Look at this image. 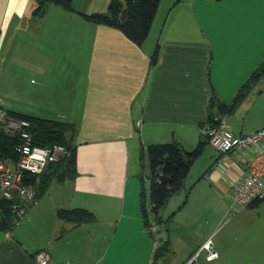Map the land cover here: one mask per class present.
Segmentation results:
<instances>
[{
  "label": "crops",
  "instance_id": "1",
  "mask_svg": "<svg viewBox=\"0 0 264 264\" xmlns=\"http://www.w3.org/2000/svg\"><path fill=\"white\" fill-rule=\"evenodd\" d=\"M71 1L75 11L50 4L35 17L34 0H0V107L77 126V175L51 182L13 229L0 233V264H39L38 251L47 254V264H152L165 240L169 251H180L170 264H183L212 228H196L179 250L162 225L178 214L181 225L191 224L184 217L197 184L206 188L197 199L207 208L208 225L214 194L229 198L253 152L221 153L205 144L196 160L206 158V166L188 187L185 179V204L165 216L160 210L163 220L175 213L149 234L138 201L139 151L172 139L186 149L196 145L212 95L230 103L264 59V0H167L161 13L160 0L141 45L78 13L103 12L110 0ZM222 117L236 134L264 126V79ZM74 207L93 212L95 220L73 224L57 217L58 208ZM260 221L247 216L232 224L228 245L213 241L211 260L201 248L196 264H264Z\"/></svg>",
  "mask_w": 264,
  "mask_h": 264
},
{
  "label": "trees",
  "instance_id": "2",
  "mask_svg": "<svg viewBox=\"0 0 264 264\" xmlns=\"http://www.w3.org/2000/svg\"><path fill=\"white\" fill-rule=\"evenodd\" d=\"M34 1L36 4L32 10V16L35 17L43 16L50 4L58 5L68 11H75L71 0ZM159 2L160 0H110L103 12L78 13L90 22L104 24L120 30L128 39L141 45L149 33ZM157 57L158 44H156L150 55L151 65L156 64ZM261 79H264V59L258 63L230 103L227 104L214 94L212 95L208 105V118L205 123L215 124L219 117L232 112ZM6 112L29 121L26 129L30 133L34 144L48 146L59 143L65 147L66 153L64 156L59 161L50 164L41 175L37 184L38 197L46 191L51 182L61 183L67 179H73L77 175L76 145L74 143L77 131L76 124L64 120L40 118L13 110H7ZM205 123L201 124V127ZM22 142L23 139L18 134L9 135L0 130V159L17 161L20 154L16 147ZM207 143V136L201 133L196 145L191 149L184 148L175 139L141 146L138 155L140 167L138 201L143 225L148 229L149 234H151L149 228L153 224L166 222L175 213V211L171 212L163 220L160 210L170 197L185 189V179L190 167L202 153ZM147 170L148 173H146ZM31 180L34 182V176H31ZM184 193V199L177 209L185 204L189 189H186ZM261 201H264V199H255L247 207L257 206ZM11 205L12 201L0 197V233L11 231L15 226L16 216ZM56 215L59 219L73 224L93 222L96 218L93 212L82 207L58 208ZM168 253L169 242L165 240L156 247L152 264H157Z\"/></svg>",
  "mask_w": 264,
  "mask_h": 264
},
{
  "label": "built area",
  "instance_id": "3",
  "mask_svg": "<svg viewBox=\"0 0 264 264\" xmlns=\"http://www.w3.org/2000/svg\"><path fill=\"white\" fill-rule=\"evenodd\" d=\"M29 121L12 116L0 107V130L6 134H18L23 142L17 146L20 157L17 161L0 159V197L12 201V211L16 220L22 218L27 210L38 200L37 184L46 168L59 161L66 153L59 143L48 146L36 145L27 131ZM202 134L218 152L250 149L253 153L244 159L242 178L230 190L232 203L247 206L255 199H264V126L244 134H236L224 117L215 124L205 123ZM34 176V182L31 180ZM201 248L206 250V258L217 257L210 239ZM200 248V249H201ZM200 249L196 250L183 264H196ZM39 264H47L48 256L44 251L34 254ZM63 264H71L69 262Z\"/></svg>",
  "mask_w": 264,
  "mask_h": 264
},
{
  "label": "rangeland",
  "instance_id": "4",
  "mask_svg": "<svg viewBox=\"0 0 264 264\" xmlns=\"http://www.w3.org/2000/svg\"><path fill=\"white\" fill-rule=\"evenodd\" d=\"M162 6H161V11H163V7L167 4V0H162ZM201 159V158H200ZM198 159L196 160L188 175L186 178V186L193 182L195 178L201 173V171L204 169L206 166V158L204 159ZM148 173V170L146 171ZM139 181V179H138ZM140 186V185H139ZM190 190V189H189ZM184 190H180L177 194L172 196L168 203L165 204L161 208V212L164 214V216L167 214V212H170L176 206L177 204H180L182 200L184 199ZM191 192L193 193L192 195V201L190 203L189 210L190 213L188 212L185 214V219L187 223H191L190 225H181L180 221L182 220V215L178 214L172 222H169L168 224L166 223L165 225H162V227L166 228L165 231H168L172 238H173V243L175 246L181 250L183 246V241L182 239L189 235L190 232H193L196 228L198 227H203V228H212V234L210 235V241L211 242H220L224 243L225 245H228L230 241V236L228 235V230L232 224H243L244 223V218L246 219L247 216H254L258 220H261L260 222H264V201H261L257 206L251 207V211H246V209H249L250 207H241L236 203H232L229 198H222L218 196L217 198L214 194L213 197V206L215 208V213L214 216L209 217L210 223L208 225L205 224L204 220L206 219L207 216V208L206 206H199V200L197 198H205L204 192H206V188L203 187V184H197ZM190 192V193H191ZM199 192V193H197ZM197 199V200H196ZM204 218V219H202ZM190 219V220H189ZM203 220L201 224H199L197 221ZM250 220H252L250 218ZM247 222V221H246ZM197 224V225H196ZM165 233V232H164ZM233 240V239H232ZM213 246V245H212ZM217 252V251H216ZM180 251H169L168 254L164 255L158 262L157 264H170L171 262H174L175 260L179 259L180 257Z\"/></svg>",
  "mask_w": 264,
  "mask_h": 264
}]
</instances>
